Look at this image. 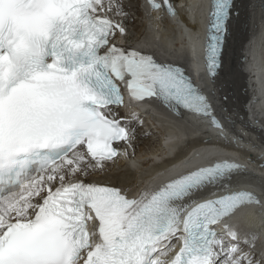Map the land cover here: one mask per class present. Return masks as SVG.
<instances>
[{
  "label": "snow or ice",
  "instance_id": "obj_1",
  "mask_svg": "<svg viewBox=\"0 0 264 264\" xmlns=\"http://www.w3.org/2000/svg\"><path fill=\"white\" fill-rule=\"evenodd\" d=\"M0 6V264H264L253 252L256 235L227 223L241 208L264 207L231 189L245 171L239 163L208 161L136 195L118 181L89 179L134 150L133 125L143 121L121 115L125 95L128 104L206 121L228 142L229 96L218 101L217 89L206 95L182 65L113 43L127 34L129 9L173 16L172 0ZM239 14L234 0L210 2L203 55L213 85Z\"/></svg>",
  "mask_w": 264,
  "mask_h": 264
},
{
  "label": "bare ground",
  "instance_id": "obj_2",
  "mask_svg": "<svg viewBox=\"0 0 264 264\" xmlns=\"http://www.w3.org/2000/svg\"><path fill=\"white\" fill-rule=\"evenodd\" d=\"M192 1H194L192 8L202 14L203 2L201 1L204 0ZM235 4L240 14L229 22L228 43L224 49L223 66L215 85L211 83L209 89H217L216 97L218 101L220 97L225 95L229 96L227 107L229 109V115L232 120L235 121L234 126L228 125L230 128L235 131H257V135L261 140L260 142H264V0H236ZM131 12L134 13L132 17H136V20L131 23V28L136 32H140L146 22L145 19H143V22L141 21L143 13L138 7L134 10L129 9L128 15H130ZM156 24L160 25L161 23L157 21ZM168 25L172 28L176 26L173 20H168ZM252 45H254V50ZM162 47L164 48V53L169 55L173 54L171 50L175 51L179 49L181 52L178 58L182 60L186 59L188 53L194 51V48L191 46L190 38H186L179 30L178 35L168 48H165V44H162ZM246 56L249 58L252 57L249 59V62H243ZM197 58V53L195 52L190 57V60L197 63ZM192 67L194 70H197L193 64ZM248 74L250 78L246 76ZM247 106L249 108L248 114L251 118L259 119L261 124H259L257 120H254L252 123L249 122L245 109ZM137 112L140 119L143 121V126H146L148 130L139 129V132L138 128L136 129L135 147H137L138 150L144 149V145H148V148H151V145L164 134V127L157 125L154 119L152 120V116L148 113L142 112L139 109ZM187 123L189 126H193L194 130L193 132L189 131L190 137L187 139V142L181 146V151L184 154L194 149L200 142L208 143L209 141L206 139L210 140L211 138H215L213 137L214 134L211 135L210 133H206V136L196 134L203 128L198 122L187 121ZM241 125L243 127L245 126V129L242 128ZM249 125L253 128H249ZM137 126L139 125H133V127ZM185 126L187 127V124ZM143 134H150V136H143ZM154 137H156V140H154ZM241 140L245 141V143L247 142V138ZM211 151L214 153L218 152V154L216 153V156H218L219 152L224 150L219 149L214 145V141H212ZM152 152L153 153L148 156H150L151 165L153 166V159L162 156L163 150L159 148L158 151ZM252 152V159L258 157L259 162H264V152L257 150H252ZM220 155H223V153ZM142 159H144V156ZM147 163V160L142 162L143 166ZM187 164L188 163H185V165ZM131 166H135V164L130 165V167ZM137 167L139 166H135V168ZM256 173L257 174L252 176L259 180L258 182L261 185L257 186L263 187L264 189V173L260 171ZM132 176V171L130 169H125L120 172H112L104 176H98V179L100 181H118L126 188L134 183ZM94 177H96V173L91 175V178ZM254 207L256 206H249L248 209H246L249 210L244 213L246 218L243 217L244 208H241L238 212V216L240 217L239 220L248 223L251 228L244 229L241 224H236V228L240 231L242 237L247 233L249 234V239H251V234H255L257 237L259 236V238H261V230H264V209L260 210ZM247 219H249V221H247ZM234 220H236L235 216L232 217L231 222L234 223ZM259 244L262 243L259 242ZM247 250V247H245V251ZM253 252L257 260L264 258V243L259 248L255 245Z\"/></svg>",
  "mask_w": 264,
  "mask_h": 264
},
{
  "label": "rangeland",
  "instance_id": "obj_3",
  "mask_svg": "<svg viewBox=\"0 0 264 264\" xmlns=\"http://www.w3.org/2000/svg\"><path fill=\"white\" fill-rule=\"evenodd\" d=\"M137 128H138V131H139L140 126H137ZM137 128H136V129H137ZM139 132H140V131H139ZM143 136H150V134H143ZM154 140H156V137H154ZM156 143H157V144H156ZM158 146H159V141L157 140L154 144L151 145V148H148V145H144L145 148H144V149H141V150L145 151V150H150V149H151V150L153 151V150L156 149ZM151 150H150V151H151Z\"/></svg>",
  "mask_w": 264,
  "mask_h": 264
}]
</instances>
